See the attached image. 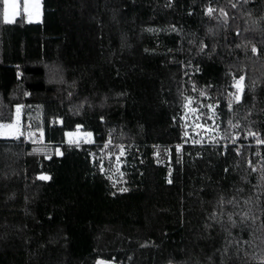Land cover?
Here are the masks:
<instances>
[{"label":"trees","instance_id":"obj_1","mask_svg":"<svg viewBox=\"0 0 264 264\" xmlns=\"http://www.w3.org/2000/svg\"><path fill=\"white\" fill-rule=\"evenodd\" d=\"M41 5L40 23H5L0 0V123L16 106L39 110L43 143L61 154L0 139V264H264V145L237 155L230 139L184 142L180 122L186 98H199L219 105L225 136L264 140V0ZM77 126L129 146L128 191L113 188L111 162L101 172L88 145L67 144Z\"/></svg>","mask_w":264,"mask_h":264},{"label":"rangeland","instance_id":"obj_2","mask_svg":"<svg viewBox=\"0 0 264 264\" xmlns=\"http://www.w3.org/2000/svg\"><path fill=\"white\" fill-rule=\"evenodd\" d=\"M11 2V0H10ZM36 0H18L19 3V9L17 11L16 15H13V10L9 9V17L13 19V21L17 20L19 17H23L24 20L28 23H40L41 18H42V5H41V0H38L39 2V8L35 9L31 7L32 4H34ZM25 3L29 4L28 12L25 13L23 10V5ZM3 20H4V7H3ZM240 78V77H239ZM239 78H236L232 81L230 90L227 92L225 98H224V105L227 109V104L230 100V94L236 92V88L233 87L234 83L236 80ZM244 84V81H243ZM190 98L193 101V104L191 105V108H200V112H203L206 114L205 116H200V112H197L196 114H193L189 108H185L183 106V113L180 118V122L182 127L184 128V133L187 130L188 136L185 137L184 135V142L188 143H194L196 140H200L201 144L205 143H212V137L216 136L218 139V142L223 141L224 139H221V136H225V133L223 130H221V125H220V117L216 121V123L219 125V135L215 132H210V131H205L204 128L200 127H194L197 124L201 125H212L213 121L206 119V116H210L211 112L207 107H201L202 105H214L211 102H202L199 98H194V97H187ZM187 103V99L184 103V105ZM237 105L234 104L233 107ZM19 109V111H17ZM228 111V109H227ZM218 112V111H217ZM197 116H200L199 119H197ZM23 118L25 119V126L22 125V120ZM60 122V121H58ZM187 124V129L185 128V125ZM29 125V127H27ZM4 126H11L10 128H5ZM227 127H231L228 123L226 124ZM231 130V129H230ZM89 132L83 131L81 126H77L74 131L69 132L66 134V141L67 144L69 145H74V146H83V145H89L94 142L93 136L88 137L87 134ZM259 135V134H258ZM228 136L230 137H235L239 136V140H244V144H240L239 140L236 142V145L238 148L242 147H256L258 145L257 140L252 137V136H247V133L244 132V135L241 136L239 133H230ZM260 137V135H259ZM23 140L24 143H29L34 147L33 152L37 155L43 156L44 158L48 159L52 155H57L59 156L61 154L60 147H52L45 145L43 143V133L41 130V113L39 110L35 109L33 111L28 109H24V106H16L14 108V117L12 122L10 123H0V139L4 140H18L21 139ZM262 140V138L260 137ZM72 141L70 143L69 141ZM231 140V139H230ZM78 141V143H77ZM109 141H111V144H109ZM103 145V156H109L108 159H112L111 162V183L114 189L117 191H121V189L125 188V179H124V171H123V166L126 165V158L128 155V149L129 146L124 143L117 141L113 137H107L106 140L104 141ZM230 144V142H228ZM105 145H108V147H105ZM121 147L124 149L125 155L120 157V162L119 165L117 164L116 157L120 155V149ZM178 146H175L177 149ZM155 153L154 157L156 159H161L162 161L166 160L165 156H161L160 150L158 147H155ZM59 153V154H58ZM169 163V160H166ZM117 167H119V171H117ZM122 173V175H121ZM44 176V175H41ZM39 176V177H41Z\"/></svg>","mask_w":264,"mask_h":264},{"label":"snow or ice","instance_id":"obj_3","mask_svg":"<svg viewBox=\"0 0 264 264\" xmlns=\"http://www.w3.org/2000/svg\"><path fill=\"white\" fill-rule=\"evenodd\" d=\"M245 2H247V0H245ZM3 3H4V22L5 23L14 22L13 19H11L9 17V9H12L13 10V15H16L17 11L19 9L18 0H11V2H10V0H3ZM235 6L236 5L233 4V7H235ZM31 7L35 8V9H38L39 8L38 0H36V2L31 5ZM28 8H29V4L25 3L23 5V10H24L25 13L28 12ZM214 11H215L214 9L209 8L207 14L209 16H211ZM221 14L224 17H227V13L223 12V10H221ZM252 51L255 53L257 50L255 48H253ZM243 81H244V77L241 76L238 80L235 81V83L233 85V87L236 88V92L230 94L231 98H230V100H229V102L227 104V109H228L229 112L233 111V105L234 104H239V103L242 102V99H243V96H244V84H243ZM193 90H195V85H193ZM200 95L201 96H205V97L207 96V94L205 92H201ZM186 99H187V103L184 105L185 108H189L193 114H196L197 112H200V108H191V105L193 104V101L190 98H186ZM201 107H207L209 109V111L211 112V115L210 116H206V119L212 120L213 124L212 125L197 124L194 127L204 128L205 131L215 132V133H217V135H219V125L216 123V121L220 117V113L217 112V108L219 107V105H202ZM17 111H19V109ZM205 115L206 114H204L203 112H200V116H205ZM200 116H197V119H199ZM228 124L231 127H233V128H239L240 127L239 123L233 124L231 120H228ZM4 127L5 128H10L11 126H4ZM185 128L187 129V124L185 125ZM91 135H92L91 133L87 134L88 137H91ZM184 135H185V137L188 136L187 130L185 131ZM247 136L254 137L257 140L258 144H264V140L260 139L258 133L252 131L251 129L248 130ZM220 138L221 139H225V140L231 139V143L232 144H236V141L239 139V136H235V137L221 136ZM69 142L72 143L71 140ZM200 142H201L200 140L194 141V143H196V144H199ZM211 142L212 143H218L217 137L213 136ZM77 143H78V141H77ZM109 144H111V141H109ZM105 147H108V145H105ZM224 149H225V151H227V149H228V145L227 144L224 145ZM176 150H177V152H181L182 151V146H178ZM235 151H236L237 155H240L239 148H236ZM221 154H223V153H221ZM124 155H125L124 149L121 147L120 155L116 157V161H117L118 165H119V162H120V157H122ZM248 163H249V167H252L253 171L257 170L255 167H253L251 161H249ZM117 171H119V167H117ZM225 171H227V169H225ZM121 175H122V173H121ZM39 179L48 180L49 177L41 176V177H39ZM261 179H264V177H261ZM169 183H171V180H169ZM121 191L126 192V191H128V189L124 188V189H121ZM229 203H231V201H229ZM246 219H249L247 214H245L243 217H241V222H243ZM251 219L253 220V222H255V218L254 217L251 218ZM229 221H230L232 227H236L237 226L236 221L232 220L231 216H229ZM232 242L233 241H230L229 243H232ZM234 242L237 245H239V243H240V241H238V240L234 241ZM226 252H227V249H225V254H226Z\"/></svg>","mask_w":264,"mask_h":264},{"label":"built area","instance_id":"obj_4","mask_svg":"<svg viewBox=\"0 0 264 264\" xmlns=\"http://www.w3.org/2000/svg\"><path fill=\"white\" fill-rule=\"evenodd\" d=\"M27 127H29V125ZM104 144L105 143L97 144V143L93 142V143L88 145L89 148H90L89 151H88L89 157H90V159L92 161H97L98 162L99 169H100L101 172H107V167L105 165H106L107 162H110L112 160V159H108L109 156L105 157V155L104 156L102 155L103 154V150L102 149H103V145ZM261 145H264V144H261Z\"/></svg>","mask_w":264,"mask_h":264},{"label":"water","instance_id":"obj_5","mask_svg":"<svg viewBox=\"0 0 264 264\" xmlns=\"http://www.w3.org/2000/svg\"><path fill=\"white\" fill-rule=\"evenodd\" d=\"M98 264H113V263H111V262L100 261V262H98Z\"/></svg>","mask_w":264,"mask_h":264}]
</instances>
